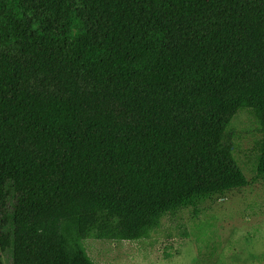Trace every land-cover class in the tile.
<instances>
[{
    "label": "trees",
    "instance_id": "obj_1",
    "mask_svg": "<svg viewBox=\"0 0 264 264\" xmlns=\"http://www.w3.org/2000/svg\"><path fill=\"white\" fill-rule=\"evenodd\" d=\"M242 110L264 179V0H0V264H96L247 186Z\"/></svg>",
    "mask_w": 264,
    "mask_h": 264
},
{
    "label": "rangeland",
    "instance_id": "obj_2",
    "mask_svg": "<svg viewBox=\"0 0 264 264\" xmlns=\"http://www.w3.org/2000/svg\"><path fill=\"white\" fill-rule=\"evenodd\" d=\"M234 154L248 185L194 209L166 216L139 241L89 238L96 264H264V179L257 176L259 124L250 110L236 114L229 129ZM196 212V213H195Z\"/></svg>",
    "mask_w": 264,
    "mask_h": 264
}]
</instances>
